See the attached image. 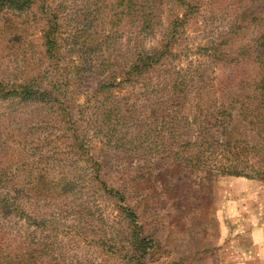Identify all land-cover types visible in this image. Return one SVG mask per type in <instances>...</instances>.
Listing matches in <instances>:
<instances>
[{"label":"trees","instance_id":"obj_1","mask_svg":"<svg viewBox=\"0 0 264 264\" xmlns=\"http://www.w3.org/2000/svg\"><path fill=\"white\" fill-rule=\"evenodd\" d=\"M160 165L264 181V0H0V264H146Z\"/></svg>","mask_w":264,"mask_h":264},{"label":"rangeland","instance_id":"obj_2","mask_svg":"<svg viewBox=\"0 0 264 264\" xmlns=\"http://www.w3.org/2000/svg\"><path fill=\"white\" fill-rule=\"evenodd\" d=\"M66 10L70 12L72 8ZM207 24L203 15L187 22L182 31L183 44L196 52L212 30ZM35 31L36 48L41 51L42 31ZM61 33L67 35L64 29ZM156 38L161 36L158 34ZM145 44L156 43L146 38ZM43 62L44 66L50 65L47 57ZM67 90L77 105L86 102L85 88L72 84ZM68 144L70 142L58 141L55 145ZM101 146L93 141L92 154L96 156ZM152 172L155 188L161 191V178L166 175L173 193L158 195L156 211L150 216H141L153 240L146 264H264V233L255 231L264 229V181L227 175L213 177L187 167L179 171L176 166H155ZM100 195L98 202L107 222L116 225L119 219H124L119 202L104 192ZM91 250L95 264H124L126 261L97 247Z\"/></svg>","mask_w":264,"mask_h":264},{"label":"crops","instance_id":"obj_3","mask_svg":"<svg viewBox=\"0 0 264 264\" xmlns=\"http://www.w3.org/2000/svg\"><path fill=\"white\" fill-rule=\"evenodd\" d=\"M261 228H257L255 229L256 232L258 233H264V229L260 230ZM263 242V241H262ZM258 244L261 243V242H257Z\"/></svg>","mask_w":264,"mask_h":264}]
</instances>
